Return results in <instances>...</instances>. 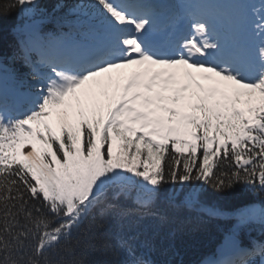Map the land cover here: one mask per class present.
<instances>
[{"label":"snow or ice","instance_id":"obj_1","mask_svg":"<svg viewBox=\"0 0 264 264\" xmlns=\"http://www.w3.org/2000/svg\"><path fill=\"white\" fill-rule=\"evenodd\" d=\"M39 2L0 0V17ZM69 14L81 39L30 32L31 79L0 78V264H156L129 232L165 222L158 204L220 215L205 186L264 192V0H79ZM236 219L264 228V210ZM237 256L220 264H264V241Z\"/></svg>","mask_w":264,"mask_h":264},{"label":"trees","instance_id":"obj_2","mask_svg":"<svg viewBox=\"0 0 264 264\" xmlns=\"http://www.w3.org/2000/svg\"><path fill=\"white\" fill-rule=\"evenodd\" d=\"M76 0H40L37 10L40 13L46 15V17L51 20H56L62 18L64 16L65 10L76 4ZM20 12L19 9L12 12L10 16L7 17H0V57L4 55H8L11 50L12 43L15 42L14 31L13 29L16 28L18 25L21 26L25 23L24 18L19 19ZM43 35L47 34H54L57 36V30L55 29L54 23H49L43 29ZM178 186V184L173 185ZM196 186V185H194ZM193 186V187H194ZM244 186L236 185L234 190L229 194L224 195H215L212 194V190L207 186L204 187V191L206 195H204V199L206 201H218L222 207L229 208L230 206L236 205L245 199H248V196L242 192ZM217 203V202H216ZM185 214H183L184 216ZM176 222V220L174 221ZM182 219H177L178 224H181ZM216 225H207L205 227L195 226L192 222L186 224V229L184 233L187 235V246L196 244H205L207 238L214 234V229ZM112 230V226L110 225ZM113 231V230H112ZM91 259L97 260H112L113 257L111 255H101L100 253H93L90 257Z\"/></svg>","mask_w":264,"mask_h":264},{"label":"rangeland","instance_id":"obj_3","mask_svg":"<svg viewBox=\"0 0 264 264\" xmlns=\"http://www.w3.org/2000/svg\"><path fill=\"white\" fill-rule=\"evenodd\" d=\"M255 2H256V3H259V2H260V0H256Z\"/></svg>","mask_w":264,"mask_h":264}]
</instances>
